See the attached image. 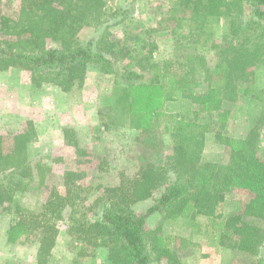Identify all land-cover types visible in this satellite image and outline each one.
Segmentation results:
<instances>
[{
	"label": "trees",
	"instance_id": "16d2710c",
	"mask_svg": "<svg viewBox=\"0 0 264 264\" xmlns=\"http://www.w3.org/2000/svg\"><path fill=\"white\" fill-rule=\"evenodd\" d=\"M1 1L0 71H28L34 85L53 84L70 92L84 83L89 65L96 64L105 73L117 71L125 83L120 91L126 86L129 91L134 85L144 86V73L132 64L116 69L104 52L111 50L106 48L108 41L93 38L84 43L79 37L86 25H103L115 13L106 0H22L17 17L4 14ZM167 4L159 26L151 31L182 28L181 40L188 41V50L160 62V84L155 93L161 96H152V105L141 109L128 101L130 122L138 119L143 127L138 126L141 130L136 139L139 167L132 175L123 173L116 185L103 188L97 200L101 202L100 217L79 221L72 211L70 233L84 243L75 264L92 254L89 248L99 247L107 249L108 264H155L163 260L181 264L180 252L174 247L177 237L165 235L162 222L149 229L148 218L155 213L163 220L192 213L217 217L222 195L234 190L244 191L247 199L240 211L225 217V228L235 238L239 252L246 255V264H264V228L246 219L264 220V154L259 153V125L243 138L222 137L229 155L225 162H218L202 159L211 125L199 121L202 111L216 112L218 120H225L231 105L239 99L240 81L264 67V0H167ZM248 8L253 14L250 23L244 19ZM222 22L228 35L226 44L216 40V26ZM148 37L151 57L157 45L151 33ZM176 42L182 44L180 39ZM200 44L209 46L207 50L212 53L197 52ZM134 51L137 55L132 61L145 70L142 52ZM197 66L202 67L200 74ZM202 84L206 91L197 93L196 87ZM244 92L260 98L259 91L249 86ZM122 98H116L117 105H123ZM180 98L195 104L194 119L166 113L164 120L159 112L162 104ZM115 121L110 119L112 124ZM25 125L12 135L10 144L0 133V206L11 214V236L22 231L39 233L37 262L49 264L60 233L59 222L65 209L74 207L72 186L76 178L67 171L65 192L51 191L38 208L22 203L18 192L27 188L26 180L32 181L36 174L43 184L45 172L51 170L50 165L33 164L30 159L28 148L37 131L32 120ZM159 125L170 136L171 151L165 161L156 162L149 157L151 145L143 135ZM159 188L164 190L154 204L138 212L136 204L152 198ZM185 242L181 239L179 247L186 246Z\"/></svg>",
	"mask_w": 264,
	"mask_h": 264
},
{
	"label": "rangeland",
	"instance_id": "374dc122",
	"mask_svg": "<svg viewBox=\"0 0 264 264\" xmlns=\"http://www.w3.org/2000/svg\"><path fill=\"white\" fill-rule=\"evenodd\" d=\"M21 3L22 0H2L1 11L17 17ZM106 3L116 9L115 13L103 25H86L79 37L84 43L93 38L108 41L106 48L111 50L104 52L116 69L132 64L131 67L144 73V86L134 85L131 91L125 89L126 86L120 91L125 83L117 71L105 73L96 64L89 65L84 83L70 92L53 84L38 87L32 83L28 71L0 72V133L5 136L6 144H10L12 135L25 128L27 120H32L37 137L29 144V157L33 164L43 162L51 168L49 173L45 172L43 184L39 183L36 174L32 181L26 180L27 188L18 192L22 203L29 208H38L51 191L65 192L64 175L67 171L75 174L72 186L76 198L74 207H67L63 220L59 222L60 233L49 264H75L74 259L84 243L70 233V216L74 214L79 221L100 217L101 202L97 200L103 188L119 183L123 173L132 175L138 170L139 144L136 139L141 130L138 126H142L138 119L130 122L127 103L131 101L141 109L152 105V96H161L155 93L160 84V62L185 53L189 47L188 41L181 40L182 28L175 30L170 26L165 30L151 31L159 26L158 21L168 7L167 0H106ZM252 16L250 9H246L244 19L247 23ZM150 33L157 45L151 57L148 52ZM215 34L218 42L226 44L228 35L223 22L216 26ZM177 39L182 44H178ZM207 48L209 46L204 48L200 44L197 52L202 55L207 51L212 53ZM136 49L145 58V70L132 61L137 55ZM197 71L200 74L202 67L198 69L197 66ZM240 85L239 99L231 105L225 120H218L216 112L202 111L199 116L200 123L209 122L211 125L205 136L203 160L225 162L229 147L221 138H242L257 123L259 153L264 154V67L255 69L252 75L240 81ZM247 86L259 91L260 98L246 94L244 89ZM195 91L203 94L206 88L202 84ZM119 96L123 97L122 106L116 104ZM194 110L195 104L190 99L180 98L166 101L159 112L163 113L164 120L166 113L193 120ZM112 118L117 122L110 123ZM161 125L152 127L150 134L143 135L146 143L151 145L149 157L156 162L165 161L171 151L170 136ZM163 190L157 189L152 198L139 202L135 209L145 212ZM246 199L244 191L234 190L222 195L217 217L192 213L188 217L163 220L161 214L155 213L148 218L147 227L152 229L162 222L163 233L177 237L174 247L180 252L181 264H246V255L236 248V240L224 224L225 217L240 211ZM246 219L264 228V220ZM10 223L11 214L0 206V264H38L39 233L22 231L11 236L8 232ZM181 239L188 242L183 248L179 247ZM89 251L92 254L82 258L81 264H108L106 248H89ZM262 255L264 257V246ZM155 264H166V261Z\"/></svg>",
	"mask_w": 264,
	"mask_h": 264
},
{
	"label": "crops",
	"instance_id": "0c3cea01",
	"mask_svg": "<svg viewBox=\"0 0 264 264\" xmlns=\"http://www.w3.org/2000/svg\"><path fill=\"white\" fill-rule=\"evenodd\" d=\"M10 70H12V69H10ZM10 70H7V72H9ZM0 72H6V71H0ZM250 131V130H249ZM249 132H247L243 137H245L247 134H248ZM242 137V138H243Z\"/></svg>",
	"mask_w": 264,
	"mask_h": 264
}]
</instances>
